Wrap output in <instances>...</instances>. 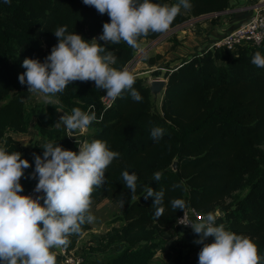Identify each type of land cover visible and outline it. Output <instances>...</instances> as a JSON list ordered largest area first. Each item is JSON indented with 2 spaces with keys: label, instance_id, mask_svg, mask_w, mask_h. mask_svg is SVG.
<instances>
[{
  "label": "trees",
  "instance_id": "16d2710c",
  "mask_svg": "<svg viewBox=\"0 0 264 264\" xmlns=\"http://www.w3.org/2000/svg\"><path fill=\"white\" fill-rule=\"evenodd\" d=\"M152 2L172 5L177 0ZM228 2L190 0L189 16L182 9L170 28L190 17L223 12L229 8ZM105 22H110L108 15H100L83 0H0V138L6 129L26 131L32 114L23 108L27 85L19 83V75L26 71L21 65L25 58L44 61L58 43L53 33L56 27L67 25L69 33L87 41L97 38L106 52L117 57L112 67L118 70L134 59L137 50L126 42L105 44L99 40ZM163 34L151 33L139 41L156 40ZM257 51L264 55V45L233 50L220 46L182 61L164 74L167 83L159 106L141 78H135L134 84L141 102L125 91L106 111L100 103L104 90L97 89L93 81L72 82L54 97L69 113L75 107L83 111L93 107L97 116L102 114V121L89 126L95 131L88 143L106 141L110 150L120 153L106 169L103 186L91 195L92 204L106 199L124 208L125 225L109 233L104 245L124 242L126 247L106 264H151L160 238L170 231L178 233L174 223L183 210H172L170 201L174 198L183 199L186 207L204 215L218 211L221 216L216 223L250 238L258 248L260 264H264V68L251 63ZM155 126L164 129L159 142L151 137ZM37 129L38 142L28 149L11 137L4 138L3 148L9 153L20 152L31 165L20 181L24 189L21 195L38 182V178H31L34 154L42 156L41 147L47 142L64 149L70 146L62 127L39 124ZM174 161L175 172L171 171ZM125 170L138 177L134 196L125 187L121 175ZM158 171L162 173L159 182L153 179ZM175 184L182 187L173 189ZM146 187L165 191V212L158 220L153 198L143 197ZM242 190H246L244 196L235 194ZM89 230V224L83 225L82 234L71 236L64 249H74ZM187 232L192 233L185 230L180 236ZM140 242L147 245L137 247ZM173 264H198V257L190 252L179 254Z\"/></svg>",
  "mask_w": 264,
  "mask_h": 264
},
{
  "label": "clouds",
  "instance_id": "9594fccd",
  "mask_svg": "<svg viewBox=\"0 0 264 264\" xmlns=\"http://www.w3.org/2000/svg\"><path fill=\"white\" fill-rule=\"evenodd\" d=\"M10 2V0H7ZM83 4L107 14L110 22L103 24L99 40L105 44L121 41L134 50H140L139 40L151 33H166L181 10L192 7L190 0H177L172 5L153 3L152 0H83ZM58 43L51 48L44 61L25 58L19 75V83L27 85V91L38 93L47 101L56 97L72 82L93 81L97 89L104 90L113 102L127 91L135 102L142 96L134 88L135 77L127 70L112 65L117 57L98 43L96 38L85 40L81 35L68 32L67 25L53 30ZM106 53V54H103ZM103 54V55H102ZM251 63L264 68V55L257 51ZM99 120L91 108L79 107L64 113L55 124H63L66 130H86ZM164 129L155 126L151 137L159 142ZM43 155L34 154L35 169L32 179H37L34 192L42 195H21L24 191L21 179L31 165L21 158L20 152L9 153L0 147V264H57L53 248H67L70 237L82 234V226L95 221L91 214V195L96 187L105 183V172L120 153L109 149L106 141L93 140L79 148V152L64 149L54 142L42 147ZM125 187L134 196L138 177L135 173L122 172ZM153 179L159 182L162 173ZM175 184L173 189L181 188ZM145 200L153 198L154 216L158 220L165 212L163 188H145ZM43 200V204L40 201ZM120 203L123 205V201ZM173 211L186 208L183 199H172ZM184 217L181 219L183 220ZM218 214L208 212L191 226L199 237L194 241L203 245L198 253V264H260L256 244L248 237L227 230L217 224ZM42 225V226H41ZM213 238L208 243L209 238Z\"/></svg>",
  "mask_w": 264,
  "mask_h": 264
},
{
  "label": "rangeland",
  "instance_id": "374dc122",
  "mask_svg": "<svg viewBox=\"0 0 264 264\" xmlns=\"http://www.w3.org/2000/svg\"><path fill=\"white\" fill-rule=\"evenodd\" d=\"M244 14L246 18L250 19L249 17L253 14V11H244ZM172 38L173 37H169L170 42L172 41L171 45L166 46L168 51L173 47V41L174 44L179 45L177 41ZM180 41L185 42V39L180 38ZM181 42L180 45L182 44ZM143 45H146V43H143L142 46ZM136 53L135 59L130 63V67H132L131 74H133L135 78L144 79L145 84L148 86L149 82L153 79H165L164 74L172 70V68H167L169 65H165V63L158 64L156 68L149 67L146 61L142 60V52L139 55L137 50ZM161 94L162 92L156 98L152 96L157 106L160 105ZM22 103L26 112L32 114L28 127L24 133H17L13 130L6 129L0 138V147H3L5 137H11L19 142L23 148L25 147L28 149L30 148L29 146L38 142L39 132L37 128L39 124H43L46 128L48 126L57 128L55 124L59 121L60 116L64 113L71 114L59 107L57 100L54 98L50 101L51 104H49V101L45 100L43 96L38 93H30L27 91L22 99ZM62 125L63 124L59 127H62ZM94 131L93 128H89L88 132L78 136V139L85 140L88 143V137L91 136ZM237 193H239L240 196H244L246 190L236 192L235 194ZM90 211L96 219L90 224V230L78 239L73 251L75 254L83 256L86 259V264H106L107 260L119 254L126 247L124 242L114 243L107 247L104 245L109 233L113 230H119L125 225L122 221L124 208L106 199H99L91 205ZM198 238L199 237L193 231L192 233L187 232L181 236L174 231L164 234L163 238H160L162 242L159 243V247L155 249V255L151 264H173L175 257L179 254H186L187 252L198 257L201 245L194 243ZM212 240L213 238L210 237L207 242H212ZM143 245H147V243L140 242L136 246Z\"/></svg>",
  "mask_w": 264,
  "mask_h": 264
},
{
  "label": "crops",
  "instance_id": "0c3cea01",
  "mask_svg": "<svg viewBox=\"0 0 264 264\" xmlns=\"http://www.w3.org/2000/svg\"><path fill=\"white\" fill-rule=\"evenodd\" d=\"M228 5L231 9L246 6L261 8V6L264 7V0H229ZM255 7L236 9L217 16L211 13L199 17H190L182 25L169 28L165 34L156 40L142 39L139 41L140 50H138V54L140 55L142 52V60L146 61L149 67L156 68L158 64L165 63V65H169L167 68L176 69L182 61H186L194 55H201L206 50H211L210 48L224 35L246 23L249 19L246 18L244 11L252 10L253 14L248 16L251 18L256 13ZM183 14L189 16L190 9H183ZM169 37H173L172 39H175L179 44L176 45L173 41V47L170 48V51L166 49V46L171 45L172 42H170ZM180 38L185 39V42H181ZM143 43H146L143 45L145 47L142 46ZM151 59L154 60L152 63Z\"/></svg>",
  "mask_w": 264,
  "mask_h": 264
},
{
  "label": "built area",
  "instance_id": "2783aa9c",
  "mask_svg": "<svg viewBox=\"0 0 264 264\" xmlns=\"http://www.w3.org/2000/svg\"><path fill=\"white\" fill-rule=\"evenodd\" d=\"M247 45L255 46V47H261L264 45V7L256 8V13L254 16H252L243 25L239 26L238 28L224 35L222 39L219 40L217 43H215V45L212 46L210 49L221 46V47H225L227 50H233L237 46H247ZM133 60L131 62H133ZM130 63H128L122 70H127L131 73L132 67H130ZM171 71L172 70H169V72ZM159 79H162V78H159ZM114 102L110 98H108L106 96L105 91H103V94L100 98V103H101L103 111L110 109L112 105L114 104ZM91 109L94 111L93 107ZM99 118H100V115L97 116L98 120ZM62 128L64 129V133H65V136L68 142L70 143V146L67 147L66 149L78 153L79 148L87 143L85 140L78 139V136H81V135H84V133H87L89 128H87L84 131L77 130L71 133H69L66 130L64 125H62ZM33 190L34 189L29 190L26 193V195H33L34 197L37 195H42V193H35ZM40 203L43 204V200H41ZM215 213L218 214V217L221 216V214L218 211H216ZM203 216L204 214L197 212L195 209L191 207H186L184 209V212L182 211V213L176 219L174 223V228L177 230L179 234L185 230L193 231L191 226H184L183 224H186L190 221H193V222L197 221ZM183 217L184 219L181 220ZM51 251L56 254L57 264H86L85 258L81 255L75 254L73 249L70 251H67L64 248H53L51 249Z\"/></svg>",
  "mask_w": 264,
  "mask_h": 264
},
{
  "label": "water",
  "instance_id": "95a60500",
  "mask_svg": "<svg viewBox=\"0 0 264 264\" xmlns=\"http://www.w3.org/2000/svg\"><path fill=\"white\" fill-rule=\"evenodd\" d=\"M255 6H246V7H238V8H234V9H231V8H228L227 10L223 11V12H218V13H213L215 16L217 15H223L225 13H228V12H231V11H235L236 9L237 10H242L243 8L244 9H251ZM262 7V6H261ZM256 8H260V7H255ZM167 81H165L164 79H159V78H156V79H153L149 82V91L151 93V95L156 98L161 92L164 91L165 89V85H166ZM177 167V162L174 161L171 165V171L175 172L176 171V168Z\"/></svg>",
  "mask_w": 264,
  "mask_h": 264
}]
</instances>
